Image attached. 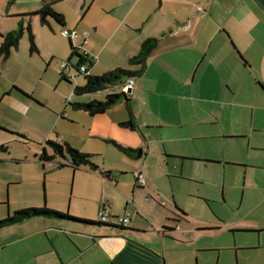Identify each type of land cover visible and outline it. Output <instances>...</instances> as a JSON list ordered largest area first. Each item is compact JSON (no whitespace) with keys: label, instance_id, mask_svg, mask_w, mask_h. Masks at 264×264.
Masks as SVG:
<instances>
[{"label":"crops","instance_id":"1","mask_svg":"<svg viewBox=\"0 0 264 264\" xmlns=\"http://www.w3.org/2000/svg\"><path fill=\"white\" fill-rule=\"evenodd\" d=\"M184 2H188L189 5H184ZM177 5L184 7L180 9ZM86 8L87 10H84ZM172 8L177 9H173V18H170L166 16V11ZM82 10L85 15L82 16L81 21L87 22V31L84 32L88 33V43L84 44L82 36L75 42L67 39L70 48L72 43L75 48H80L82 53L85 51L89 53V60L93 63L89 69L92 76H102L119 68L136 71L137 68L129 66V61L139 53L144 41L150 38L159 39L157 49L147 61L145 72L140 77L133 78L135 84L131 93H128L137 128L131 130L121 125L129 120L123 101L103 114L91 116L87 113V153L103 152L101 149L92 150L93 147H101L98 146L99 144H94L95 142L110 145L126 156V162L135 163L132 165L135 168L134 174L142 173L149 183L144 188L132 183V188L125 191L122 188V172H127L125 169L108 163H104L103 167L96 164L100 167L98 171H92L89 167L74 171L69 167L73 170V174L77 173V175L79 170H86L81 173L87 175V190L84 195L87 205L93 203L99 212L105 208L117 217L130 214L132 222L127 227L128 230L114 227L116 225L81 227L63 222H49L51 224L45 223L43 224L45 226H40L42 224H32L33 222L30 224L29 221L48 222L49 220L32 219L20 224L22 235L19 237L14 235L10 238H14L12 243L29 241L34 246L20 255V258L29 256L26 264H33V260L47 257L48 254L47 260L40 264H73L81 260L87 264L84 256L93 248L100 249L102 254H109L108 259L113 260V264H168L167 261H163L158 250L151 246H140L137 238L144 235L162 237L163 244L166 238H172L171 235L177 233L174 235L177 239L175 240H182L183 233L178 225L182 221L175 223L172 220L184 211L175 201L177 215L174 213V216H169L168 210L163 208V216H165L163 219L159 217L144 219L140 217V207L145 208V198L149 203L147 208L152 215L154 210L161 209L157 203L160 195L157 194L155 184L160 178L170 175L168 168L172 157L194 158V154L187 153V147L194 146L190 142L217 139L222 136H238L239 134L226 132V125L235 115L234 107L248 106L249 103L245 101L249 100L251 95L264 104V91L254 82L260 80L264 85V19L256 15L252 5L246 0L238 2L237 5L232 3L231 7L225 2L216 0H179V2L176 0H85ZM57 11L66 20V27H62L61 33L65 29L79 32L77 23L69 22L63 11ZM225 12L227 14L225 19L219 16ZM229 22L231 29L227 27ZM10 32L12 31L8 33ZM8 33L0 31V45L3 42L1 36H6ZM13 52L14 50L7 59H0V66L2 59L6 64ZM74 58L78 60L77 57H73L70 61L69 57L66 62L62 61L58 71L60 76L63 73L71 81L78 76L77 64L72 63ZM68 62H70L68 72H63V63ZM128 81L119 87V91L107 90L93 95L87 94V101L79 102L105 101L108 94L122 91ZM10 84L12 87L0 83V88L3 89L1 101L8 96L12 99L11 104L24 111L29 110L30 105L26 101L29 98L20 94L19 97L24 99L22 100L18 96V98L14 97L13 93L19 89L32 97L34 95L18 82H10ZM102 93L104 99L97 97ZM74 95L73 92L69 97L74 98ZM70 98L66 99L67 102L71 100ZM189 103H193L194 108H189ZM218 107H222L223 113ZM259 130L263 132L261 136H264V125ZM16 132L15 134L26 136L21 133L24 131L16 130ZM57 137L59 144L65 140L62 135ZM262 138L264 142V137ZM249 140L252 142L251 136ZM112 141L135 152L127 155ZM45 151L48 153L46 148ZM153 155L157 158L153 162L154 170H151L147 167V162ZM92 180L101 185L98 190L101 194V202L100 197L94 200L89 197V194L94 192L89 185ZM114 195H119L124 201L121 207L114 202L112 198ZM84 218L96 222L93 217L84 216ZM163 228H172L174 231L170 233L171 235L158 231ZM247 228L258 229V227ZM43 234L52 240L53 247L48 245ZM61 234L67 235L78 247V251L71 259L67 260L68 255L62 254L57 247ZM7 239L9 238H5ZM33 239L39 244L34 243ZM3 241L4 239L0 238V264H6L5 257L1 258V256L6 254L12 244L11 240ZM64 243L63 241L60 246H64ZM117 247L121 248V252L111 255L107 251V248ZM54 252H57V257L50 256ZM87 259L90 258L87 256Z\"/></svg>","mask_w":264,"mask_h":264},{"label":"rangeland","instance_id":"2","mask_svg":"<svg viewBox=\"0 0 264 264\" xmlns=\"http://www.w3.org/2000/svg\"><path fill=\"white\" fill-rule=\"evenodd\" d=\"M47 1L54 2L53 8L63 11L69 22L78 24L79 34L87 31V22L81 21L85 15L82 10L85 0ZM216 1L225 2L231 7L232 3L237 5L243 0ZM246 1L252 5L256 15L264 19V13L259 11L254 2ZM183 4L189 5L188 2ZM184 5L177 7L182 9ZM42 6V0H16L13 5H9L8 0H0V31L8 33L17 30L21 18L16 16L39 10ZM173 9L177 8L166 11V16L173 18ZM219 16L225 19L227 14L225 12ZM24 19L25 25L31 23L39 51H31L29 34L25 31L18 50H14L6 64L4 59L1 61L0 83L12 87L10 82H18L31 91L30 94L34 95L36 101L26 100L30 108L21 110L10 103L12 99L8 96L1 101L3 89L0 88V147L7 146L9 149L8 152L0 153V220L25 208L41 207L57 212L63 210L61 213L85 220L88 219L84 216L93 217L94 221L100 223L99 210H96L93 203L87 205L84 198L87 175L81 172L85 169L79 170L78 175L73 174L69 167L59 169L60 163H69L60 157L51 163L40 161L45 148L48 153L54 154L53 148L47 145L48 140L59 143L57 136L62 135L65 139L62 145L68 143L84 154H95L94 163L100 167L108 163L127 170L122 172L123 176L119 175L122 176V188L125 191L132 188V183L137 185L135 168L132 167L135 163L126 162L124 154L104 143L95 142L101 147L92 148L95 151L101 149L102 153H87V113L76 111L72 107L73 103L87 101V95L69 97L77 87L85 85V78L78 75L68 83L61 81L58 72L62 61L66 62L71 54L69 41L61 33L62 26L50 18V26H46L42 24L40 16ZM227 27L231 29V22ZM77 62L76 58L72 60L74 65ZM254 82L258 84L260 80ZM119 87L118 85L109 90L119 91ZM14 92V97L21 94L17 90ZM68 97L72 102H67ZM97 97L104 99V93ZM245 102L249 105L234 107V118L226 125L227 133L233 132L238 136L190 142L194 146L187 147V153L194 154V158L172 157L168 168L170 175L160 178L155 184L157 194L160 195L157 203L161 209L154 210L152 215L147 208L149 203L144 198L145 208L140 207L141 218L163 219V208L168 210L169 216H174V213L177 215L175 201L187 214L186 219L178 224L183 233L180 241H176L174 236L177 233H173L174 237L169 233L172 238L163 239V244L162 237L144 235L137 238L140 246H151L158 250L163 261L168 264H264V136H261L263 132L259 130L264 125V104L252 95ZM190 107L194 108V104L189 103ZM218 108L223 113L222 107ZM15 129L18 132L24 131L21 133L26 135L29 143L13 134L17 133ZM250 136L252 142L249 140ZM155 158L157 157L153 155L147 162V167L151 170H154ZM147 182L149 183L148 180ZM89 185L94 191L89 194L90 199L100 197L101 202V194L98 192L101 185L95 180L90 181ZM112 198L119 207L123 205L124 201L119 195ZM46 220L49 221L29 222L42 224L40 226L56 222ZM167 224L170 225L168 222ZM19 226L21 225L17 224L1 230L0 238L4 239L3 242L11 240L12 243L14 238L10 237L22 235ZM42 236L53 247L52 240L46 234ZM61 236L57 247L62 254L68 255L67 260L71 259L78 247L67 235ZM33 241L39 244L36 239ZM63 241L65 245L60 246ZM31 247L34 246L29 241H16L1 258L5 257L6 264H26L29 256L20 258V255ZM107 251L112 255L121 252V248H107ZM48 256L49 254L35 259L32 263L40 264ZM50 256L57 257V252ZM109 257V254H102L100 249L93 248L87 252L84 260H87V264H113ZM73 264H84V261Z\"/></svg>","mask_w":264,"mask_h":264},{"label":"trees","instance_id":"3","mask_svg":"<svg viewBox=\"0 0 264 264\" xmlns=\"http://www.w3.org/2000/svg\"><path fill=\"white\" fill-rule=\"evenodd\" d=\"M15 2L16 0H8L9 5H13ZM42 2H43V6L38 11L17 16L21 18L19 22V28L17 30L8 33L6 36L3 35L1 36L3 38V42L0 45V59L1 58L7 59L10 56L12 50H18L21 39L25 31H27L29 34L31 51L38 52L31 23L29 22L27 25H25L24 18H30L32 16H40L42 24L46 26H50V23L48 21V19L50 18L53 19L58 25L62 27H66L65 17L53 8L54 2H48L47 0H42ZM158 44H159L158 38H150L143 42L139 53L129 61V66L137 68L136 71L119 68L114 71L108 72L102 76L96 77L90 75L89 69L93 65L92 61L89 60L88 56H86L84 53L81 52L80 48H75L71 43L70 61L73 57L78 58L76 71L78 75H83L86 81L83 87H77L74 90L75 96H83L87 94L93 95L99 92H105L110 88L117 87L118 85L123 86L125 84V81L133 80L134 77H140L145 72L147 68V61L154 53V51L157 49ZM67 64L70 65V62H68ZM82 66L86 67L87 69L86 72L81 71ZM61 81H66L68 83H71V80L67 78L63 73L61 74ZM258 85L264 91V85L261 82H258ZM16 90L19 93H21L25 98L33 99L31 95L19 89ZM123 100L126 105V109L129 115V120L121 125L125 128L135 130L137 128V124L135 121L132 101L128 93L125 92L124 90L118 93L108 94L106 96L105 101L92 100L89 103H80V102L73 103L72 107L76 111H83L89 113L91 116H96L105 113L107 110L111 109L113 106L117 105ZM15 135L20 139H23L24 141L29 143V140H27L25 136L20 134H15ZM112 143L127 155H131L133 152H135V150L131 148L123 147L114 141H112ZM47 145L53 148L54 154L50 155L44 150L43 154L40 156L41 162L44 163L54 162L57 159V157H60L68 161L69 163L68 164L60 163L58 165L59 169H62L64 167H71L74 171H77L78 169L83 167L86 168L89 167L90 170L92 171H98L100 169V167L94 163L95 155L84 154L79 150L74 149L69 144L62 145L53 142L51 140H48ZM8 150L9 149L7 146L0 147V153L8 152ZM186 217L187 214L181 212V215L177 216V218L173 219L172 221L175 223L176 222L179 223L180 221L185 220ZM32 219H51V220H55L56 222H65L70 225L81 226V227L82 226L84 227L86 225L99 226V227L110 226L102 222L97 223L93 221H87L80 218L72 217L70 215L61 212L51 211L41 207H29L17 211L12 216L9 215L6 219L0 220V231L4 228L21 224ZM114 227L124 231L128 230L127 227H123V226H114ZM173 231L174 230L172 228H163L162 230L164 234L171 233Z\"/></svg>","mask_w":264,"mask_h":264},{"label":"built area","instance_id":"4","mask_svg":"<svg viewBox=\"0 0 264 264\" xmlns=\"http://www.w3.org/2000/svg\"><path fill=\"white\" fill-rule=\"evenodd\" d=\"M62 34L63 36L69 38L71 42H75L80 36H82L84 38V44L86 45L88 43V33L87 32L79 34L76 30L65 29ZM84 54L86 56H89V53L87 51H85ZM68 68H69V65L67 63H63V67H62L63 72L64 71L68 72ZM81 71L86 72L87 71L86 67L82 66ZM134 84H135L134 80H129L123 90L127 92L129 89L133 88ZM134 176L137 182V186L144 188L148 185L147 179L142 173L136 172ZM99 216H100V221L108 225L129 227L132 222V217L130 214H125L124 216L117 217V216H113L105 208L100 210Z\"/></svg>","mask_w":264,"mask_h":264},{"label":"water","instance_id":"5","mask_svg":"<svg viewBox=\"0 0 264 264\" xmlns=\"http://www.w3.org/2000/svg\"><path fill=\"white\" fill-rule=\"evenodd\" d=\"M254 4L264 13V0H252ZM132 89H129L127 93H131Z\"/></svg>","mask_w":264,"mask_h":264}]
</instances>
